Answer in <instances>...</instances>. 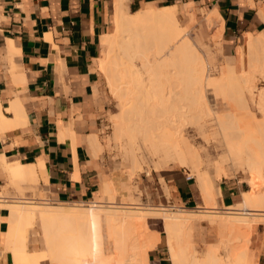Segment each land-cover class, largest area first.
Here are the masks:
<instances>
[{"label":"bare ground","instance_id":"bare-ground-1","mask_svg":"<svg viewBox=\"0 0 264 264\" xmlns=\"http://www.w3.org/2000/svg\"><path fill=\"white\" fill-rule=\"evenodd\" d=\"M187 7L152 5L120 17L114 32L103 38L99 67L118 98L120 112L112 117L113 136L122 140L128 158L139 164L142 155L137 149L145 146L161 169L171 162L191 167L205 204L198 210L167 212V207L118 201L113 196L116 188L133 199L130 189L126 193L127 184L118 179L103 184L107 200L96 196L89 205L52 204L27 196L8 200L1 190L0 223L5 220L7 227L0 230V264L7 253L13 264H149V251L161 239L160 231L150 227L149 220L157 217L163 219L173 264H258L263 244L252 248L251 243L255 218L264 216V197L256 191V180L264 176V86L256 84L259 76L264 77V35L249 33L235 64L224 67L219 79L213 78L179 20V12ZM195 16L190 10L191 22ZM206 19L205 26L222 20L216 10ZM237 81L240 87L233 102L226 97L219 102L205 94L212 85L225 91ZM247 93L262 111V119L252 111ZM17 112L19 123L23 117ZM94 138L101 150L99 137ZM204 158L209 165L205 171ZM23 163L2 158L13 182L35 177L37 168L44 172L42 160ZM210 165L217 178L207 168ZM229 168L249 172L252 189L242 191L234 204L225 207L227 211L220 212L219 181ZM203 221L220 237L218 245L209 246L205 253L197 236ZM31 241L40 246L32 249Z\"/></svg>","mask_w":264,"mask_h":264},{"label":"crops","instance_id":"crops-1","mask_svg":"<svg viewBox=\"0 0 264 264\" xmlns=\"http://www.w3.org/2000/svg\"><path fill=\"white\" fill-rule=\"evenodd\" d=\"M152 5L216 10L229 50L244 46L249 33L264 35V0H0V114L11 119L0 117V191L5 156L23 164L45 162L46 171L37 168L39 190L55 202L87 203L101 192L109 175L100 134L111 100L102 91L103 38L120 17ZM15 112L23 117L19 123ZM191 179L175 171L166 182L174 203L199 208L205 199ZM239 192L236 182L223 183L219 207L234 204ZM6 227L1 221L0 230ZM156 247L149 264H169Z\"/></svg>","mask_w":264,"mask_h":264},{"label":"rangeland","instance_id":"rangeland-1","mask_svg":"<svg viewBox=\"0 0 264 264\" xmlns=\"http://www.w3.org/2000/svg\"><path fill=\"white\" fill-rule=\"evenodd\" d=\"M190 10H192V12H194L196 15L195 18L192 20V22L188 17L190 14ZM211 12L212 11L197 8L194 5H188L187 11L179 12V20L181 24L185 26V29L188 31V36L192 39L195 48H197L200 51L201 56L203 57V59H205L207 63L206 73L208 75H211V77L213 78L219 79V77L221 76L220 75L221 70L224 67H228L231 64L233 65L235 64V61H236L235 57L238 55V50L240 48H236L235 51L229 50L228 48H224L223 41L221 40L223 27H222L220 20L216 19V21L214 23H211L210 26L209 25L205 26V21L207 20L206 18ZM115 27H116V24L114 23L113 31L115 30ZM203 29L205 30L204 36L200 40L199 38L201 36ZM116 52L118 53V51ZM102 56H103V52H102ZM105 74L103 73L102 91L104 93L107 92L108 97L111 100H110L109 109L107 113L105 114V116L103 117L102 126H101V134H100L101 140L107 146V147L105 146V149H104V157L106 160V171L108 172L109 176H106L104 183L105 181H107L113 184V182L117 181V179L120 180L121 182H125L128 187L126 189V193L130 192L131 198H133V199H128V197L124 195L125 193L124 189L116 188L113 191V196H115V200L116 199L118 201L125 200L128 202L134 201V202L140 203L139 205L141 206H147V207H150V206L159 207V208L167 207L169 209L167 210V212L176 211L179 208L198 210L199 208L197 206L181 207L184 205L174 203L171 200L169 184L166 182L168 175L172 172L177 171V172L185 173L187 176L188 175L192 176L191 180L196 181L199 184L198 178L193 174V172H191L192 171L191 167H186L178 163L171 162L166 167H163L161 169L156 166V160L154 159V157L151 154H147L149 151L146 150L147 148L145 146L144 147L142 146L141 147L142 149L141 148L137 149L138 153L140 152L139 150H141L140 153L142 156L140 155L141 156L140 163L134 164L132 160L129 159L128 156L124 152L125 148H122V140L119 141L120 138L119 139L114 138L113 136L114 122H113L112 117L120 112V107L117 104L118 98L116 96V93L113 91L112 86L108 82L107 74L106 76ZM263 78L260 76L257 78L256 84L258 87L264 86ZM232 84H231L232 86L230 85L227 86V89L225 91H222L220 89L218 91V88L217 87L215 88V85H212L210 86L209 89L207 88L205 90V94L207 95V97H210L211 99L215 98L219 102H221L222 99L224 100V97H226V99H231L233 102V99L236 100V98L238 97L237 90L240 87V83L237 81ZM247 95H248V100H249L252 111L259 117V119H262L263 117L262 111L258 110L259 108L257 109V104L252 102L249 93H247ZM192 128L193 126L190 127V129ZM205 160L206 158H204V161ZM206 161H205V164L202 165V167L204 168V171L206 170L205 165H208ZM207 168H210L211 175L216 177L215 169L211 167V165L210 167H207ZM37 177L38 176L36 175L35 177H28L26 180H18V181L13 182V180H11V178H9L7 175L6 183L2 190L3 193L2 191L1 193L2 195L6 196L5 198L8 200L18 199L17 197L19 196L20 197L27 196L34 201H46L47 200V201H50L52 204L63 203V204L71 205L75 203V202H55L53 200L48 199L44 195V193L39 190V181ZM221 178L222 179H220L219 181L220 185H222L225 182H229V181L236 182V184L240 185L241 192H239V194L237 195L238 196L237 199L241 196V193L243 190L252 189L250 173L243 169L229 168L227 174H224ZM256 182H257L256 191L258 195L264 197V176L257 179ZM96 196H101L103 197L104 200H107V198L104 197L105 195H104L103 188L101 192L97 194ZM108 200H110V198ZM111 200H114V199L112 198ZM76 203H79V202H76ZM90 203L91 201L85 204L89 205ZM173 205L175 206L173 207ZM218 210L220 212L227 211L225 207L223 208L221 206L220 208H218ZM199 216L207 217L209 215L200 214ZM258 218L260 220H258ZM258 218H255L257 220L256 230L253 235L251 247L256 248L258 244L260 245L263 244L262 248L264 249V216H262L261 218L260 217ZM149 221H150V227L159 230L161 233V243L156 248H160L165 253V255L170 258V255L168 253V248H167V239H166L167 234L163 226L164 223H163L162 217L151 218ZM33 225H36V224H33ZM207 227L208 226H207L206 221H203V226L197 233L198 240H199V247H200L199 249L201 250L202 253H205L206 250L209 248V246L218 245L219 243L218 240L220 238L218 235L213 234ZM38 243L39 242L36 243V242L31 241V248L34 249L36 247H39L40 243L39 244ZM151 252L152 251H150V254ZM110 253H112V250L110 251ZM2 262L3 264H13L11 253H7L6 255H4L2 257ZM44 264H49V263L44 262ZM169 264H173L171 259H169ZM258 264H260L259 260H258Z\"/></svg>","mask_w":264,"mask_h":264},{"label":"built area","instance_id":"built-area-1","mask_svg":"<svg viewBox=\"0 0 264 264\" xmlns=\"http://www.w3.org/2000/svg\"><path fill=\"white\" fill-rule=\"evenodd\" d=\"M187 178H188V179H191L192 176L188 175ZM174 206H175V205H173V207H174ZM181 207H185V205H184V206H181Z\"/></svg>","mask_w":264,"mask_h":264}]
</instances>
